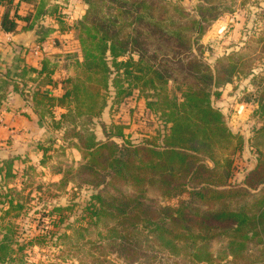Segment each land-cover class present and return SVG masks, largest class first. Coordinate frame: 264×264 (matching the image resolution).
Returning <instances> with one entry per match:
<instances>
[{
  "label": "trees",
  "instance_id": "trees-1",
  "mask_svg": "<svg viewBox=\"0 0 264 264\" xmlns=\"http://www.w3.org/2000/svg\"><path fill=\"white\" fill-rule=\"evenodd\" d=\"M4 1L8 9L13 6L14 0ZM82 1L87 8L76 24L80 51L72 61L74 75L60 82V95L44 91L58 85L46 61L40 68L20 64L13 77L0 71V106L10 92L21 94L55 137L42 146L41 164L61 175L44 181L32 165L19 175L14 160L0 161V264L15 260L9 219L23 214L35 194L57 201H46L48 216L64 222L84 189L91 190L86 215L69 224L73 233H60V241L71 247L74 239L83 240L76 237L80 229L90 232L99 225L108 236L86 238L94 250L81 255L98 259L99 243L106 239L125 263L159 251L177 258L174 264H264V73L253 67L258 42L251 38L213 64L203 59L198 36L208 20L222 14L208 15L223 0H205L194 12L170 0ZM46 13L41 5L23 30ZM0 23L5 32L18 33L8 13ZM241 79L255 89L260 125L251 138L256 164L237 182L235 155L244 140L213 98ZM134 96L144 99L162 129L134 141L125 124L100 122L99 140L96 120ZM57 108L64 111L57 114ZM69 192L67 204H59ZM226 258L230 261L223 263Z\"/></svg>",
  "mask_w": 264,
  "mask_h": 264
},
{
  "label": "rangeland",
  "instance_id": "rangeland-1",
  "mask_svg": "<svg viewBox=\"0 0 264 264\" xmlns=\"http://www.w3.org/2000/svg\"><path fill=\"white\" fill-rule=\"evenodd\" d=\"M170 1L182 5L189 12H194L196 6L203 5L205 0ZM220 13L222 14L217 19L208 20L204 24V33L198 36L203 59L213 64L218 57L241 48L249 39L255 38L258 42L255 54L258 57L253 67L255 72L264 73V0H223V3L208 15L215 16ZM171 89L173 95L179 97L180 91L174 87ZM220 91L221 95L216 99L213 98V103L226 115L227 124L231 130L239 133L244 140L242 149L237 156L235 155L237 169L234 181L239 182L245 171L252 169L256 164V151L252 148L253 140L251 141L256 128L260 125L254 115L257 109L255 97L251 95L255 89L247 79H241L240 82L224 85ZM144 106V99L134 96L127 99L117 111L110 113L113 121L123 123L128 127L126 133L134 141L141 140L146 134L154 135L157 130L162 129L160 121L148 113ZM260 146L264 153V137H262ZM34 176L35 173L32 177ZM90 195L91 190L84 189L76 199L73 209L67 212V219L59 222L56 217L49 218L48 216L50 208L46 201L50 199L42 194H35L23 214L9 219L13 222L11 223L14 224L15 229L12 243L15 260L8 264H147L148 262V264H174L179 261L177 258H169L166 253L154 251L156 254L154 258L146 253L141 258L136 255L134 261L125 263L124 258L117 257L114 251L116 247L106 239L99 243L98 259L81 255L87 250H94L91 247L92 243L86 241V238L108 236L106 228L102 225L98 228H91L90 232L84 231V228L80 229L78 231L80 234H76V237H83V240L74 239L70 244L71 247L68 246L69 244H62L59 234L73 233L69 229V224H74L76 218L86 215L83 208ZM183 198L187 199L188 195L185 194ZM168 203L175 204L176 200H170ZM107 220L111 223L112 219L107 218ZM20 247L22 249L18 250ZM75 247H77L76 250L80 248L82 252L75 253ZM229 261L230 258H226L223 263Z\"/></svg>",
  "mask_w": 264,
  "mask_h": 264
},
{
  "label": "crops",
  "instance_id": "crops-1",
  "mask_svg": "<svg viewBox=\"0 0 264 264\" xmlns=\"http://www.w3.org/2000/svg\"><path fill=\"white\" fill-rule=\"evenodd\" d=\"M41 5L47 13L35 20L33 26L39 23L40 41L42 34L48 31L46 37L27 49L16 44L0 45V71L13 77L20 64L40 68L42 62L46 61L53 66L52 78L58 85L56 87L47 85L44 91L60 95L62 93L60 82L74 75L72 61L77 59L80 51L76 24L85 14L87 7L82 0H14L13 6L8 9L6 2L0 0V19L8 13L10 18L15 20L18 33L29 31L33 26L26 30H23V27L33 22L35 13ZM51 9L56 11L51 13ZM61 14L62 16H59ZM51 39H54L53 43ZM37 45H40L41 49L35 51ZM63 111L61 108L56 110L57 114ZM112 121L109 109L106 108L96 120L94 128L99 140L104 139L100 122L109 124ZM53 138L55 137L46 123L38 117L21 94L10 92L0 106V161L14 160V172L19 175L27 166L32 165L41 170L42 180H59L61 175L53 174L47 166L41 164L44 154L42 146L48 145ZM59 143L60 141H56L54 146H58ZM69 153L75 160L80 158V153L75 148ZM69 195L70 192L60 198L58 203L66 205ZM49 202L54 204L57 201Z\"/></svg>",
  "mask_w": 264,
  "mask_h": 264
},
{
  "label": "water",
  "instance_id": "water-1",
  "mask_svg": "<svg viewBox=\"0 0 264 264\" xmlns=\"http://www.w3.org/2000/svg\"><path fill=\"white\" fill-rule=\"evenodd\" d=\"M39 28L40 26L37 22L31 30L14 34L12 36V42L23 49H27L30 45L39 41Z\"/></svg>",
  "mask_w": 264,
  "mask_h": 264
},
{
  "label": "built area",
  "instance_id": "built-area-1",
  "mask_svg": "<svg viewBox=\"0 0 264 264\" xmlns=\"http://www.w3.org/2000/svg\"><path fill=\"white\" fill-rule=\"evenodd\" d=\"M12 34L5 32L2 28V25L0 23V45H13L14 43L12 42ZM51 42H54V39H51ZM40 45H37L35 48V51L40 50Z\"/></svg>",
  "mask_w": 264,
  "mask_h": 264
}]
</instances>
